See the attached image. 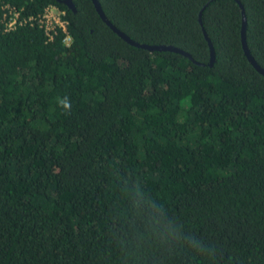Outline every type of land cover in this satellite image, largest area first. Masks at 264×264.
Wrapping results in <instances>:
<instances>
[{"label": "trees", "instance_id": "16d2710c", "mask_svg": "<svg viewBox=\"0 0 264 264\" xmlns=\"http://www.w3.org/2000/svg\"><path fill=\"white\" fill-rule=\"evenodd\" d=\"M97 1L191 59L125 43L91 0H0V264H264V77L239 5L264 69V0Z\"/></svg>", "mask_w": 264, "mask_h": 264}, {"label": "water", "instance_id": "95a60500", "mask_svg": "<svg viewBox=\"0 0 264 264\" xmlns=\"http://www.w3.org/2000/svg\"><path fill=\"white\" fill-rule=\"evenodd\" d=\"M59 3L65 5L69 10L75 11L72 0H57ZM98 16L100 17V19L102 20V22L113 32L115 33L120 39H122L125 43L136 47V48H140V49H144L147 50L148 52H172V53H177L180 54L188 59H191L190 55H188L187 53L174 48V47H170V46H156V45H144V44H139L136 43L134 41H132L128 36H126L123 32H121L120 30H118L115 26H113L106 18V16L104 15L100 4L97 0H91ZM241 11H242V24H241V30H240V38H241V47H242V51L244 56L246 57L247 61L250 63V65L261 75L264 77V69H262L254 60V58L251 56L249 50H248V46H247V42H246V18H245V13L243 10L242 5L239 3ZM203 10V9H202ZM201 14L202 11L199 14V23L200 25H202L201 22ZM203 34L204 37L208 43L209 46V50H210V61H209V66L211 67L214 63V50L212 47V44L210 42V40L207 37V34L205 32V30L203 29Z\"/></svg>", "mask_w": 264, "mask_h": 264}, {"label": "built area", "instance_id": "2783aa9c", "mask_svg": "<svg viewBox=\"0 0 264 264\" xmlns=\"http://www.w3.org/2000/svg\"><path fill=\"white\" fill-rule=\"evenodd\" d=\"M17 16L13 13L12 20L7 24L8 29L15 27ZM39 25L49 40H52L54 35L60 31L63 34V44L69 46L72 43V37L67 32L68 21L65 18V12L57 7L48 6L39 18Z\"/></svg>", "mask_w": 264, "mask_h": 264}, {"label": "clouds", "instance_id": "9594fccd", "mask_svg": "<svg viewBox=\"0 0 264 264\" xmlns=\"http://www.w3.org/2000/svg\"><path fill=\"white\" fill-rule=\"evenodd\" d=\"M57 105L65 112H71V101L67 96L57 97Z\"/></svg>", "mask_w": 264, "mask_h": 264}]
</instances>
